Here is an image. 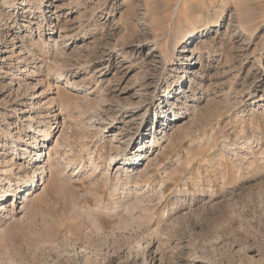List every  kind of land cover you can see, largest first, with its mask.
<instances>
[{
    "label": "rangeland",
    "instance_id": "obj_1",
    "mask_svg": "<svg viewBox=\"0 0 264 264\" xmlns=\"http://www.w3.org/2000/svg\"><path fill=\"white\" fill-rule=\"evenodd\" d=\"M0 200V264H264V0H0Z\"/></svg>",
    "mask_w": 264,
    "mask_h": 264
},
{
    "label": "bare ground",
    "instance_id": "obj_2",
    "mask_svg": "<svg viewBox=\"0 0 264 264\" xmlns=\"http://www.w3.org/2000/svg\"><path fill=\"white\" fill-rule=\"evenodd\" d=\"M156 42H157V40H155ZM157 45H159V46H161V42H159ZM45 138H46V136H44ZM37 143V142H36ZM44 146H45V144H44ZM43 146V147H44ZM40 155V154H39ZM37 158H39V156L37 157ZM150 158V157H149ZM38 163V162H37ZM38 169H39V167H38ZM38 169H35L34 170V172H33V175H29V180H28V182L27 183H29L30 184V186H29V189L28 190H30L31 188H36L37 186H38V183L35 185V177H36V172H37V170ZM21 185L22 184H19V185H17V186H15V187H11L9 190L11 191L10 192V195H14L15 193H14V191L18 188V187H21ZM35 185V186H34ZM1 201V200H0Z\"/></svg>",
    "mask_w": 264,
    "mask_h": 264
}]
</instances>
